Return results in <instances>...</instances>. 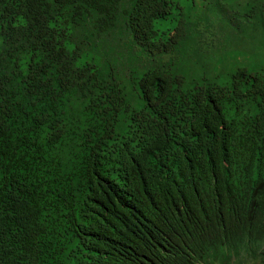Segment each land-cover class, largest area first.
Masks as SVG:
<instances>
[{"label": "trees", "instance_id": "trees-1", "mask_svg": "<svg viewBox=\"0 0 264 264\" xmlns=\"http://www.w3.org/2000/svg\"><path fill=\"white\" fill-rule=\"evenodd\" d=\"M192 2L0 0V264H264V5L224 75Z\"/></svg>", "mask_w": 264, "mask_h": 264}, {"label": "rangeland", "instance_id": "rangeland-1", "mask_svg": "<svg viewBox=\"0 0 264 264\" xmlns=\"http://www.w3.org/2000/svg\"><path fill=\"white\" fill-rule=\"evenodd\" d=\"M186 2L188 0H180V3L185 11ZM264 5V0H194L191 3L189 15L194 18V16L202 18L204 22V26L206 29H209L208 32H211L209 22L212 20L215 24V27L218 28V32L220 30H225V33L222 34L221 45L219 50H215L216 56H218L219 63L218 66L221 68L222 73L224 75H228V73L233 69L231 66L236 65H253L255 64L258 58H262L261 54V44L258 40H250L249 42L242 37L244 34L243 30H238V26L233 23V19L230 18L233 15L235 16L234 21L239 18L244 17L246 5ZM233 9L231 11V8ZM243 12V13H242ZM234 14V15H235ZM178 15L174 14L172 18L169 20L168 25H172L176 23V17ZM220 23V24H219ZM164 26V25H163ZM212 33V32H211ZM222 32H220L221 34ZM211 34L209 33L208 37ZM214 38H218V34H213L209 39L214 40ZM207 50L206 55L209 53ZM221 54V55H219ZM212 54L208 55L210 57ZM212 59V58H211ZM217 59V58H215ZM231 69V70H230Z\"/></svg>", "mask_w": 264, "mask_h": 264}, {"label": "clouds", "instance_id": "clouds-1", "mask_svg": "<svg viewBox=\"0 0 264 264\" xmlns=\"http://www.w3.org/2000/svg\"><path fill=\"white\" fill-rule=\"evenodd\" d=\"M246 264H249V262H247ZM251 264H257V263L254 262V263H251Z\"/></svg>", "mask_w": 264, "mask_h": 264}]
</instances>
